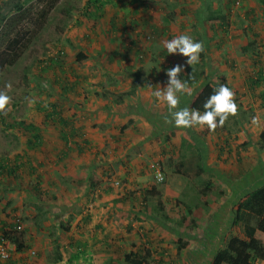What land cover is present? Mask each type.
Masks as SVG:
<instances>
[{
	"label": "rangeland",
	"instance_id": "374dc122",
	"mask_svg": "<svg viewBox=\"0 0 264 264\" xmlns=\"http://www.w3.org/2000/svg\"><path fill=\"white\" fill-rule=\"evenodd\" d=\"M104 1L106 5L100 13L103 17L96 19L86 16L90 14L89 10L93 11L88 9L89 0H62L43 29L33 36L19 62L0 75V91L11 97L6 111L0 112V159L9 161V168L26 164L14 176L0 174V230H11V225L19 220L22 230L16 234L22 236L28 247L21 254L10 245V254L0 257L3 264H125V256L134 253L145 258L143 264H210L231 227H234L231 234L239 235L240 230L258 224V218L249 214L243 215L241 229L233 222L236 203L255 186L264 184V142L260 138L264 124V85L252 92L249 84L250 78L257 77L258 71L264 69V12L256 0ZM41 8L38 0H0V50L9 38L6 29L8 37L1 33H5L4 27L11 18L24 10L35 18ZM114 17H118L119 23L127 20L128 29L139 37H126L124 33H113L112 36L110 29ZM169 18L174 23L170 24ZM210 18L226 23L212 26ZM13 26L15 29L26 26L32 33L38 29V24L30 23L29 19ZM155 28L158 35L153 31ZM182 34L195 41V37H200L203 44L204 57L199 55V62L191 66L185 63L187 57L169 54L164 47L166 41ZM132 46L138 48L142 56L135 53ZM164 50L167 55L163 57L161 52ZM116 53L113 59L118 68L151 63L157 66L154 77L158 79L166 76V68L183 64L185 67L180 76L188 72L198 74L201 86L197 85V89L207 83L218 85L225 78V85L234 93L237 112L229 115L223 131L196 125L184 132L181 127L183 132L174 133L166 142L168 155L162 160L152 159L150 164H143L145 174L136 180L132 177L117 180L115 173L119 175V167L116 172L111 169L113 174L106 176L108 185L120 190L121 194L118 192L117 196L123 195L124 191L131 203L123 202L122 208L114 204L107 210L110 251L92 249L94 246L91 245V248H76V252L69 244L72 236L82 243L101 232L93 225L86 230L85 236L80 237L82 232H77L76 213L60 217L61 212L57 211L60 208L53 201L54 189L47 196L35 190L37 186L46 188L44 184L50 178L46 170H52L54 177V157L60 154L63 136L69 133L60 132L59 117L56 123L47 121L43 110L55 113L57 109L58 116L61 114L68 121L73 118L75 124H83L84 115L81 117L71 108L78 100H69L63 91L65 82H79V77L84 81L80 80L82 85L78 88L86 99L92 96L93 104L118 98L117 94L100 89L101 78L121 75L114 67H103L104 64L111 66L110 56ZM79 54L86 56L84 61L77 60ZM54 58L58 59L57 65L48 69L40 66L43 60ZM161 63L168 67L159 68ZM121 70V82L130 84L132 70ZM119 85L111 79L104 88H118ZM161 86L160 89L159 84L148 90L143 88V95L131 96L127 106L136 104L138 99L155 113L166 114V102L157 100L152 94L157 89L162 91L165 85ZM194 91L184 96L176 110L190 109L192 98L189 101V97L197 94ZM71 96L77 99L74 93ZM61 105L65 108L60 109ZM21 122L38 127L36 134L42 136L49 149L30 148L28 141L33 137L18 127ZM8 125L12 127L8 128ZM180 139L185 151L174 150L173 144ZM111 147L105 142V149L112 155L106 153L99 158L100 162L106 161L105 165L109 157L111 161L118 157L117 149L113 151ZM41 161L52 165H47L48 169L41 168ZM30 166L38 169L37 175L41 173L40 180L36 179L35 173H29ZM161 176L163 179H158ZM121 199L122 196L115 198ZM88 209L93 214H102L101 208ZM146 252H150V256ZM258 264H264V261Z\"/></svg>",
	"mask_w": 264,
	"mask_h": 264
},
{
	"label": "crops",
	"instance_id": "0c3cea01",
	"mask_svg": "<svg viewBox=\"0 0 264 264\" xmlns=\"http://www.w3.org/2000/svg\"><path fill=\"white\" fill-rule=\"evenodd\" d=\"M97 5L104 6L106 5V1L98 0ZM121 33H124L126 37H135L131 29H127V31L122 30V32L119 31L118 34ZM134 50L137 51L138 48H134ZM162 53L163 51L161 55L164 57L165 55ZM117 65L116 61H112L111 66L104 64L103 67H114L118 71L120 70L122 76L123 72L121 69H125L128 72L132 70L133 77H131V79L129 78L131 80L130 84L121 82L123 80L121 75L101 78V91H109L112 94H117L115 96L118 98L115 100L104 101L103 104L96 105L93 104L95 100L91 95L86 99L84 93H81V88H78L82 85L79 83L80 80L84 81L83 79H80L79 82L73 81L68 84L67 82L64 83L63 91L66 93V97L70 98L69 100H75V102L78 100L76 105L72 104V110L77 113L79 112L81 117L84 115L83 119L85 122L83 124H75L73 118H71L72 121H68L67 118L59 114V119L67 122L64 124L60 121V132L69 133L67 136H63L64 145L62 148L60 147V154L54 157V177L51 176L52 170H46L50 177L47 179V184H44L46 190L44 188H41V190L38 186L35 188L40 195L45 196L50 193L51 189H54L55 200L53 201L57 202V208H60V210L57 209V211L61 212L60 217H63L65 214L71 215L76 213L74 217L77 219L76 224L78 223L76 225L78 226L77 232H82L81 235H79L80 237L85 236L86 230L93 225H95V229L101 232V234L91 235L90 240L86 238L85 242H82L83 245L72 236L69 244L70 247H72L71 250L75 251L76 248L80 250L83 246L85 248H91V245L94 246L92 249L110 251V244L108 241L109 234L107 233L109 230L107 224L109 208H112L114 204L122 208L123 202H126L127 205L131 203L129 195H125L124 191L122 193L123 195H121V201L115 200V198L121 196H117L120 190H114L112 186L108 185V178L106 176L113 174L111 169L116 172V167H119L120 176L118 173H115V175L118 176L116 177L118 178L117 180H125L130 177H132V180H136V178L145 174V169L142 168V165L147 163L150 164V160L152 159H164V157L168 155L167 149H169L167 147L168 143H166L168 142L167 140H169L174 133L180 134V132H183L181 127L174 126V122H168L171 120L169 108L166 114L155 113L152 108L145 107V104L141 101L139 102L138 99L136 104L127 106L128 99H131L135 95H137V97L143 95V88L148 90L150 89L149 85H151L152 88L155 84H159L160 89L162 87L161 84L166 85L168 82L167 75L162 78L160 77V79H158V77L155 78L157 66H154V64L152 66L151 63L147 62L135 64V66H119V68ZM158 66L159 68L161 67V69L168 67L164 66L162 63ZM101 67L102 65L99 66V69H101ZM169 68L170 67L166 68V70ZM148 69H151V71H146ZM180 77L179 75L178 78ZM111 79L117 81V85L120 84L118 88H104L107 81ZM199 83L200 82L197 81L194 82V84L192 83L193 85H187V92L178 94L179 102L183 100L185 95L191 94L195 89L194 94L199 93L201 91V89H197V85L199 88L201 86ZM86 84L88 85V82ZM70 92L74 93L77 99H74ZM190 99L193 101L194 97H189V101ZM70 103L73 102L70 101ZM79 104L83 105V108ZM62 105L60 109L65 108ZM67 105L68 103L66 102V106ZM55 113H59L57 109H55ZM94 120L96 126L94 125ZM97 127L99 128L95 130L94 128ZM188 129L189 128H183L184 132H189ZM112 133L116 134L113 135ZM40 137L42 138L41 135ZM30 140H33V138ZM176 141L177 143L175 142L173 144L174 150L185 151L183 149V140L180 139ZM105 142L113 146L111 147L113 151L117 149L116 154H118V157H113V161H111V157H109L107 160L108 164L106 165L104 164L106 161L103 163L99 160V158H103V156H101L103 154L109 153L110 156L112 155L109 150L105 149ZM178 142L180 143L178 144ZM39 144L42 145L41 149H49L42 140H40ZM162 144L166 147L161 148L160 146ZM29 147L35 148L30 145ZM139 158H143V160H139ZM47 163V161H41L39 165L41 168L48 169L50 167L47 168V165L52 164L51 162H49V164ZM103 164L105 168L101 166ZM30 167L29 173H35L37 175L38 169H35L33 166ZM133 171H136V175H133ZM40 175L41 173L37 175V180H40ZM112 200L114 202H112ZM84 208H87V210ZM88 208H94L95 210L101 208L102 214L99 212L98 214H93ZM29 214L30 216L33 215L31 211H29ZM78 215L79 217L77 218ZM65 231L68 230L66 229ZM59 259L61 260L62 257H59Z\"/></svg>",
	"mask_w": 264,
	"mask_h": 264
},
{
	"label": "trees",
	"instance_id": "16d2710c",
	"mask_svg": "<svg viewBox=\"0 0 264 264\" xmlns=\"http://www.w3.org/2000/svg\"><path fill=\"white\" fill-rule=\"evenodd\" d=\"M62 0H38L42 4V8L39 11V13L36 14L35 18L30 14L28 10L20 11L21 13L17 15L14 18H11V20L5 25L4 32L2 34L4 37H8L7 32L8 31L9 38L5 40L4 45H2V49L0 50V75L6 68L14 67L19 60L23 57L25 51L28 49V46L31 43V40L34 39L35 35L38 34L43 27L45 26L47 20L49 19V16L51 13L55 10V8L61 3ZM96 1V3H95ZM136 0H133L135 2ZM258 6L260 9L264 12V0H256ZM98 0H89L88 3V9L91 8L93 11H90V14H86L88 17H94L98 18L100 16L103 17V14L100 15L101 12H103V7L101 5H97ZM136 14V13H135ZM34 15V14H33ZM31 23H37L38 29L32 33L30 32V29H27V27L15 29L13 25L17 22H24L25 20H28ZM169 23L172 24L174 21L169 18ZM9 20V19H8ZM210 24L212 26H216L217 24L224 25L226 21L219 20L217 18H210L209 19ZM136 22L134 21L133 24ZM128 21L122 20L121 23L118 22V17H114L111 21V34L113 36L115 34H118L119 31L122 32V30L127 31L128 29ZM156 29V30H155ZM153 29L154 33L158 35L157 28ZM130 30V29H129ZM161 32V31H160ZM34 36V37H33ZM135 36H138L136 34ZM139 37V36H138ZM196 41H200V37H195ZM115 40H117L115 38ZM133 43V42H132ZM134 44H136L134 42ZM132 48H134L132 46ZM135 53L142 56L140 50H134ZM167 51V50H166ZM166 51H163V54L166 56ZM62 56L64 55V52L61 51ZM201 57H204V52L202 51L200 53ZM117 56H110V62L114 61L113 58ZM85 55L79 54L78 61L82 62L85 60ZM58 59H48L43 60L41 62V65L44 69H48L52 65H57ZM56 76V75H55ZM196 77V79H195ZM198 74L195 72H188L187 74L181 75L180 79L182 81H186L187 85H193L194 82L198 81ZM81 77H79V80ZM249 84H250V90L252 92H255L259 88H261L264 85V69H261L257 73V77L250 78ZM221 83L218 85H214L213 83H207L204 85V87L201 89L199 93H197L191 102L190 110L191 109H197L201 113L205 111L203 108V105L205 101L208 99V97L212 94H214V91L221 85L225 84V78L220 80ZM70 82H67V84ZM80 83V82H79ZM193 83V84H192ZM264 99V97H262ZM46 115L47 121H53L54 123L57 122V117H59L54 112L43 110ZM63 122L64 124L67 123L65 120L59 119V122ZM224 124H226L224 122ZM223 124V126H218L216 130L223 131L226 129V126ZM12 127L10 125L7 126ZM19 128H22L25 132L30 134L33 137V140H30L28 144L32 147H35V149L40 148L42 145L39 144L40 140L42 138L40 137V134H36L38 132V127L27 124V123H19ZM262 127V133H261V140L264 142V124L261 125ZM244 147V146H243ZM245 148V147H244ZM230 150V149H229ZM19 160H16V164ZM24 165H26L24 163ZM23 164L20 166L15 165L14 168H9V161L0 159V174L6 173L7 175L14 176L17 171L24 166ZM250 171V170H249ZM249 174V173H248ZM18 179L21 178L20 175H16ZM145 200V198L143 197ZM235 209V216H234V226H238L239 229H241L242 222L244 221L243 215L249 214L254 215L256 218H258V224L254 227H246L244 231L240 230L239 235H233L231 234V230H233L234 227H231V230L229 233H227L226 237L221 242L220 247L217 249L216 253L212 257L210 264H258L261 261H264V184L255 186L253 190H251L249 193H247L244 197L238 201L234 207ZM4 229V228H3ZM11 230H0L2 231V234L0 235V240L2 242L9 241L10 245L16 247L17 253H25L28 249V247L23 242L22 236H17L16 233L18 231L16 230V225H11ZM23 234V233H22ZM20 234V235H22ZM243 234V235H242ZM229 236V238H228ZM147 256H150V252H146ZM11 260V258H10ZM9 260V261H10ZM145 261L144 257H140L134 253L127 254L125 256V264H143ZM0 264H3L2 258L0 257ZM11 264V263H10Z\"/></svg>",
	"mask_w": 264,
	"mask_h": 264
},
{
	"label": "clouds",
	"instance_id": "9594fccd",
	"mask_svg": "<svg viewBox=\"0 0 264 264\" xmlns=\"http://www.w3.org/2000/svg\"><path fill=\"white\" fill-rule=\"evenodd\" d=\"M164 47L169 54L187 57L185 63L190 66L199 62V55L204 50L202 42L195 41L192 37L183 34L166 41ZM184 67L183 64H176L167 69V84L162 91L157 89L152 93L157 100L166 102L171 115V120L168 122H174L175 127L183 128L206 125L209 130L223 126L229 115H235L237 112L234 93L225 84H221L214 94L208 97L203 105L205 109L203 113L197 109L190 110L187 107L176 110L179 104L178 94L187 92V82L178 78L184 71ZM6 87L10 88L11 85H6ZM10 100L11 97L5 91H0V112L6 111ZM255 122L256 120L253 118V123ZM158 179L162 180L163 177H158Z\"/></svg>",
	"mask_w": 264,
	"mask_h": 264
},
{
	"label": "built area",
	"instance_id": "2783aa9c",
	"mask_svg": "<svg viewBox=\"0 0 264 264\" xmlns=\"http://www.w3.org/2000/svg\"><path fill=\"white\" fill-rule=\"evenodd\" d=\"M15 225H16V230L18 231V232H20L21 230H22V225L20 224V222H19V220L17 221V222H15ZM3 247H2V246ZM0 255H2L3 257H7V253H8V255L10 254L9 252V246H10V243H9V241H4V242H1L0 243ZM10 257V256H9ZM4 259V258H3ZM7 259V258H6Z\"/></svg>",
	"mask_w": 264,
	"mask_h": 264
}]
</instances>
